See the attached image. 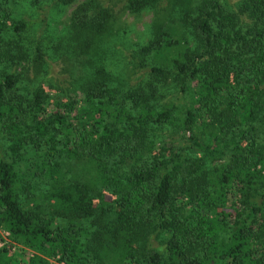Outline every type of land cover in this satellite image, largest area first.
I'll return each mask as SVG.
<instances>
[{"label": "trees", "instance_id": "16d2710c", "mask_svg": "<svg viewBox=\"0 0 264 264\" xmlns=\"http://www.w3.org/2000/svg\"><path fill=\"white\" fill-rule=\"evenodd\" d=\"M19 1L0 0V264H264V0H180L170 21L124 0L155 14L136 80L97 66L52 95L17 86ZM114 20L76 4L72 42L95 51Z\"/></svg>", "mask_w": 264, "mask_h": 264}, {"label": "rangeland", "instance_id": "374dc122", "mask_svg": "<svg viewBox=\"0 0 264 264\" xmlns=\"http://www.w3.org/2000/svg\"><path fill=\"white\" fill-rule=\"evenodd\" d=\"M83 1L85 0H73L70 4L62 6L47 0H20L13 6L12 16L29 22V27L22 34L26 57L18 60L15 66L17 86L23 94H28L32 86L42 82H48L44 84L50 86L47 88L50 95L55 91L54 89L59 88L67 90L68 93L74 92L97 66L122 81L125 84L124 87L129 81L136 80L138 73L133 68L128 55L136 53L140 57L139 48L145 43L150 33L149 24L155 15L154 10L147 8L132 14L124 9V0H94L96 5L105 7L109 13L113 14L114 31L110 36L101 38L95 51H86L72 42L73 35L68 22L70 11L76 4ZM189 1V8H193L199 0ZM225 1L231 6L237 2V0ZM157 2L159 3L156 10V17H159L157 19L170 21L179 14L180 0H158ZM181 2L183 3L182 0ZM34 44L39 45L40 57L34 54ZM144 60L150 64L149 57H144ZM45 71H47L46 75ZM170 94H172L171 88H166L163 98L166 99ZM187 135L185 134L184 137ZM162 138L174 144L185 142L178 134H166ZM66 166L72 168V171L65 174V177L69 178V174L77 171L78 167L75 168L71 163ZM94 189L102 199H110L105 189L99 186ZM0 233L3 234V232Z\"/></svg>", "mask_w": 264, "mask_h": 264}]
</instances>
